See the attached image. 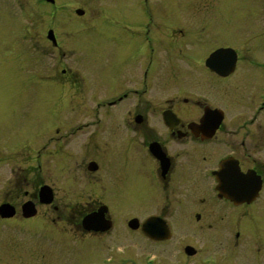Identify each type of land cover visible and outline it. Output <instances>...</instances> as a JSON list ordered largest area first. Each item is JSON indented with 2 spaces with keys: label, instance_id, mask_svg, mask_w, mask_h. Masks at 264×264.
Instances as JSON below:
<instances>
[{
  "label": "rangeland",
  "instance_id": "374dc122",
  "mask_svg": "<svg viewBox=\"0 0 264 264\" xmlns=\"http://www.w3.org/2000/svg\"><path fill=\"white\" fill-rule=\"evenodd\" d=\"M137 1L58 0L56 9L47 4L40 6L41 0H0V129L8 135L20 133L16 135V140L12 139L9 152L12 160L0 164V189H4V196L12 180L37 177L30 157H25L22 149L26 147L23 141L26 137L22 138L20 125L28 118L30 121L32 114L37 115V105L41 99L50 103L64 92L65 87H59L55 82L60 78L61 84L68 77L62 74L63 69H67L69 74L81 73L77 75V82L83 84L80 102L74 110L76 119L86 113L82 109L86 103L94 104L107 98L110 93L132 85L131 80L127 81L124 77L110 78L112 74H124L119 68H131L136 63L124 51L127 46L133 45L119 44L118 36L125 41L132 40L133 34H136V17L141 18L148 6L154 8L156 23H168L159 19L164 18L159 13L163 0H142L141 4H137ZM167 1L172 10V20L168 25L172 27L174 38L190 22L188 18L194 17L195 23H206L204 26L207 29L215 28V46H229L238 50V76L242 73L243 76L252 77L249 85L235 84L236 79H233L230 84L215 87L212 99L220 102L228 126H238L243 120L250 119L256 114L258 96L264 90V70L254 71L255 68H264V0ZM78 8L90 10L92 18L88 26L77 34L75 32L70 40L63 23L67 24L68 19H72L73 25L81 28L82 20L74 19ZM216 21L219 26H216ZM50 27L59 29L65 36L62 38L67 48L61 52L47 41ZM210 44V41L204 42L206 48ZM71 48L76 50L70 51ZM169 59L163 55L155 56L159 66L167 64ZM89 68L93 70L95 80L93 77L87 79L86 70ZM248 72L255 74L247 75ZM100 74L106 78L101 79ZM242 88L245 91L239 92ZM255 90L257 92L245 103L247 92ZM206 92L211 93L210 90ZM63 95L61 97H65ZM127 110H132V107H125L124 113ZM86 119L82 117V120ZM89 120H94V117ZM261 121L264 126V113L261 114ZM122 133L107 126L105 136L111 143L108 144H117L118 138L123 135L125 137L121 142H129L132 134L128 136ZM103 139L99 135L83 137L77 141V151L85 140L90 144H100ZM120 151L114 155L108 152L111 166L109 182L114 184L113 189L120 195V206H114L119 211L114 219L119 230H112L101 237L85 235L87 232L81 230L72 234L75 239L71 243L68 238L60 240L56 230H29L21 227L19 222H4L0 224V264H264V190L261 201L254 207V220L250 221L247 230H240L229 221L232 214L223 208L226 206L213 199L209 189L212 183L200 189L190 187L193 198L206 200L204 214L208 219L202 218L198 222L195 213L182 219L180 217L184 214H180V207L177 206L178 215L169 219L173 225V230H170L172 238L157 243L149 240L141 230H129L128 222L133 217L144 222L150 210L155 209L153 202L158 199V192L162 195L161 191L151 180L153 176L149 166L142 163V153L138 147H132L130 142L127 152L122 154ZM9 153L0 145L1 156H9ZM251 153L252 156L245 159L246 167L252 166L255 160H264V149L262 154L257 150ZM193 191L196 193L193 194ZM91 195L88 193L80 200L78 215L94 203ZM109 205L113 209L112 203ZM209 224L212 228L208 227ZM187 246H192L197 254L187 256Z\"/></svg>",
  "mask_w": 264,
  "mask_h": 264
},
{
  "label": "flooded vegetation",
  "instance_id": "af4514ba",
  "mask_svg": "<svg viewBox=\"0 0 264 264\" xmlns=\"http://www.w3.org/2000/svg\"><path fill=\"white\" fill-rule=\"evenodd\" d=\"M141 2L142 0H138L137 4ZM153 2L151 3L154 4ZM57 3L58 0L52 3L42 0L39 5L47 4L57 9ZM160 3L159 13L164 18L159 19L169 23V20H172L169 1L163 0ZM152 9L154 8L148 6L141 18L136 17V34H133L132 40L125 41L119 36L117 39L119 44L133 45L127 46L124 51L136 63L131 68H119L124 74H112L110 78L117 76L131 80L132 85L129 88L118 89L94 104L86 103L82 108L86 113L76 119L74 110L80 102L83 84L77 82V75L80 76L81 73L69 74L67 69H63L62 74L68 77L61 84L60 78L55 82L59 87H65L64 92L50 103L41 99L37 105V115L32 114L30 121L28 118L22 122L20 132H23L22 138L26 137L23 140L26 147L22 149L25 157H30V162L34 165L33 172L37 177L12 180L5 192L6 196L2 194L4 189H0V210L8 205L16 212L12 218H2L0 213V224L19 222L21 227L29 230H56L60 240L68 238L72 243L75 239L72 234L84 230L83 219L98 212L101 207H107L103 220L105 223L109 222L110 231H93L85 235L101 237L117 229L114 219L119 211L114 206H120V195L113 189L114 184L109 182L111 166L108 154L114 155L120 150L124 154L131 142L132 147H138L141 151L142 163L149 166L153 176L151 180L156 182L162 194L158 192V199L153 202L155 209L150 210L144 222L141 223L137 217L132 218L140 222L137 230H143L142 225L150 218L160 219L161 227H158V230H173L169 219L177 216L179 211L184 214L180 217L182 219L185 215L193 213L198 222L202 218L208 219L204 214L206 200L193 198L190 195V187L200 189L210 183L212 185L209 189L213 199L226 206L222 207L232 214L229 220L231 224H235L240 230H247L250 221L254 220V207L261 201L264 190V160L258 159L253 161L252 166H245V159L252 156V150L262 154L264 149V126L261 121V114L264 113V90L259 93L256 114L243 120L238 126H228L225 111L220 108V102L213 101L212 92L218 85L230 84L233 79H236L235 84L249 85L252 77L243 76L242 73L238 76V50L229 46H215V28L211 30L204 26L206 23H195L194 17L188 18L190 22L184 25L185 28L180 29L178 37L174 38L172 27L168 23H156ZM77 11H82L83 14L78 15ZM86 11L83 8L75 10L77 17L74 19L82 20L81 28L75 27L72 19H68L67 24L63 23L67 27L64 30L68 31L71 38H67L70 40L75 32L77 34L84 30L90 23L91 11ZM216 24L219 26L218 21ZM50 31L54 32L57 43L48 39ZM62 37L65 36L59 29H48L47 41L58 52L67 48ZM80 39L84 41L83 38ZM209 41L211 44L206 48L204 42ZM220 49H233L236 52V68H233L229 75H223L229 72L228 69H223L221 74L207 65L208 59ZM74 50L76 49L71 48L70 51ZM156 55L170 59L167 64L159 66L155 61ZM261 70L264 68H255L254 71L257 73ZM92 71L91 68L86 70L87 79L93 77L95 80ZM252 74L255 73H247ZM100 77L106 78L103 74H100ZM40 80L43 82V79ZM242 89L239 92L245 91V88ZM209 90L211 93L206 92ZM255 92L257 90L247 92L245 103ZM62 95L65 97H61ZM125 107H132V110L124 113ZM99 108L101 110H98ZM215 110H222L224 113L221 123L217 121L220 116L206 114ZM89 112L91 113L88 114ZM82 117L87 119L82 120ZM93 117L94 120H89ZM107 126L128 136L132 134V138L129 142L122 143L125 137L123 135L118 138L117 144L109 145L111 143L105 136ZM16 135H8L0 129V145H3L8 153H11L12 139L16 140ZM90 135H99L104 139L100 144H90L85 140L78 152L77 141ZM49 147L52 148L48 149ZM10 153L9 156L0 155V164L5 160H12ZM226 164L234 179L242 185L262 184L256 201L236 205L227 198L219 197L217 188L221 184L218 181V173ZM260 179L262 182H259ZM88 193L93 194L90 197L94 199V203L78 215L80 200ZM195 193L193 191V194ZM109 203H112L113 209ZM27 206L32 207L37 214L26 217L24 208ZM177 206L180 207L179 211ZM208 227L212 228V225L209 224ZM239 237L238 233L237 239Z\"/></svg>",
  "mask_w": 264,
  "mask_h": 264
},
{
  "label": "water",
  "instance_id": "95a60500",
  "mask_svg": "<svg viewBox=\"0 0 264 264\" xmlns=\"http://www.w3.org/2000/svg\"><path fill=\"white\" fill-rule=\"evenodd\" d=\"M79 14H83V12H78ZM50 38L52 35V32L49 34ZM237 56L235 55L234 51L232 50H219L215 54L211 56V58L207 61L208 67L212 68L216 71H221V69H229V68H235V64L237 62ZM229 60V61H228ZM228 61V62H227ZM209 115H217L220 116V119L218 118V123L222 121V112L216 111L212 113H207ZM227 164L223 167L220 173H218V181L220 182V186L218 187V190L220 193L228 198L235 199L237 198V203L240 201H248L251 202L259 193L260 187L247 185H242L239 181H236L234 177L232 176V173L227 169ZM26 217L34 216L36 213L32 211V207L27 206L24 208ZM106 208H102L100 210V213H105ZM2 218H12L15 216L16 212L14 208H10L8 205H5L0 210ZM101 215H92L88 216L84 219L83 225L86 230L89 231H106L110 228L109 222L101 224V228L99 225V217ZM102 218V217H101ZM160 219L152 218L148 220L144 226H143V232L152 240H166L171 237V234L168 230H165L161 227ZM129 227L136 231L139 228V222L138 220L134 219L130 221ZM163 229V230H162ZM186 252L188 255L193 256L196 252L192 248H187Z\"/></svg>",
  "mask_w": 264,
  "mask_h": 264
}]
</instances>
